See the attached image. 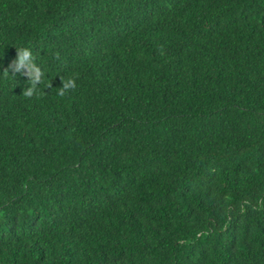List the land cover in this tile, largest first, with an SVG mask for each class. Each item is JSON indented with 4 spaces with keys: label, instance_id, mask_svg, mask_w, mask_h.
Returning a JSON list of instances; mask_svg holds the SVG:
<instances>
[{
    "label": "trees",
    "instance_id": "1",
    "mask_svg": "<svg viewBox=\"0 0 264 264\" xmlns=\"http://www.w3.org/2000/svg\"><path fill=\"white\" fill-rule=\"evenodd\" d=\"M0 264H264V0H0Z\"/></svg>",
    "mask_w": 264,
    "mask_h": 264
},
{
    "label": "clouds",
    "instance_id": "2",
    "mask_svg": "<svg viewBox=\"0 0 264 264\" xmlns=\"http://www.w3.org/2000/svg\"><path fill=\"white\" fill-rule=\"evenodd\" d=\"M3 72L7 77L14 79H16L17 75L27 77L30 86L24 90V94L28 97L33 96L38 91V85L44 77V72L37 65L32 51L24 47L16 50V58L7 65ZM74 87V81L71 79L67 80L61 85V94H63L64 90Z\"/></svg>",
    "mask_w": 264,
    "mask_h": 264
}]
</instances>
